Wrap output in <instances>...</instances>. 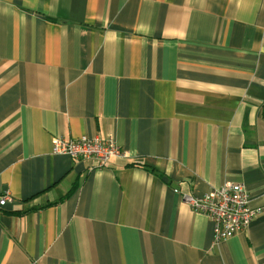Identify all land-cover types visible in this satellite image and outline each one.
I'll use <instances>...</instances> for the list:
<instances>
[{
	"label": "crops",
	"instance_id": "obj_1",
	"mask_svg": "<svg viewBox=\"0 0 264 264\" xmlns=\"http://www.w3.org/2000/svg\"><path fill=\"white\" fill-rule=\"evenodd\" d=\"M226 183L259 212L217 242L182 196ZM5 194L0 264H264V0H0Z\"/></svg>",
	"mask_w": 264,
	"mask_h": 264
},
{
	"label": "built area",
	"instance_id": "obj_2",
	"mask_svg": "<svg viewBox=\"0 0 264 264\" xmlns=\"http://www.w3.org/2000/svg\"><path fill=\"white\" fill-rule=\"evenodd\" d=\"M52 153L68 156L72 160H90L97 168L107 167L112 158L124 156L112 137L54 138ZM182 200L193 212L205 215L212 222L214 240L217 242L246 230L259 212L249 206V195L239 183H226L201 197L183 195ZM9 201L11 198L8 194L2 195L0 207Z\"/></svg>",
	"mask_w": 264,
	"mask_h": 264
},
{
	"label": "trees",
	"instance_id": "obj_3",
	"mask_svg": "<svg viewBox=\"0 0 264 264\" xmlns=\"http://www.w3.org/2000/svg\"><path fill=\"white\" fill-rule=\"evenodd\" d=\"M72 190L69 191V193H71Z\"/></svg>",
	"mask_w": 264,
	"mask_h": 264
}]
</instances>
